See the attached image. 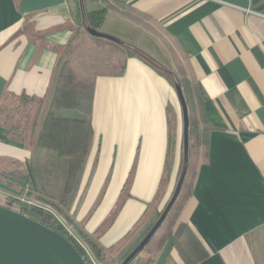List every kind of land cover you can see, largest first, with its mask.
<instances>
[{
	"label": "crops",
	"instance_id": "obj_1",
	"mask_svg": "<svg viewBox=\"0 0 264 264\" xmlns=\"http://www.w3.org/2000/svg\"><path fill=\"white\" fill-rule=\"evenodd\" d=\"M121 1L145 15L154 28L110 10L100 31L111 25L114 37L136 47L140 44L132 39L137 36L129 34L133 30L147 38L164 36L176 53L186 55L188 76L206 96L204 115L211 125L207 158L199 165L192 195L180 215L209 251L202 264H264V0ZM84 18L81 0H0V104L7 97L46 100L60 62L70 58L63 50L77 37L117 50L123 60L126 48L96 40L86 32ZM122 29L130 32L124 36ZM168 107L174 112L177 137L171 182L183 139L182 106L172 85L134 56L126 59L123 75L97 78L93 143L64 211L118 261L132 253L168 201L164 197L156 202L144 227L129 236L142 211L137 204L133 212L132 197L151 202L166 165ZM72 112L76 111L62 113L74 116ZM100 119L110 122L111 138L98 127ZM58 157L66 160L17 140L0 124V159L6 165L28 167L33 189L50 199L59 186H51L50 179L40 184L32 166ZM103 159L120 168V179L113 176L107 187L106 175L100 173ZM134 164L138 171L130 198L110 221L123 177ZM16 189L3 199L19 192ZM62 196L63 192L59 200ZM173 242L174 237L166 242L154 264H185Z\"/></svg>",
	"mask_w": 264,
	"mask_h": 264
},
{
	"label": "trees",
	"instance_id": "obj_2",
	"mask_svg": "<svg viewBox=\"0 0 264 264\" xmlns=\"http://www.w3.org/2000/svg\"><path fill=\"white\" fill-rule=\"evenodd\" d=\"M81 4L85 15V29L91 27L100 31L110 10H115L122 16L148 29L154 28L146 20L147 17L145 15L121 0H81ZM118 40L120 42L117 43L126 48V51L123 53L124 58L121 60L122 62L110 66L98 67L92 75H85L67 58L60 62L54 86L46 100L36 101L32 98L24 97L21 99V104L11 108L12 112L9 110L6 113L7 115H5L6 109L2 111V103L0 104V124L9 128L11 134L17 140L25 142L29 140L27 139L29 112L32 104L37 103L40 110L35 120V129L32 137L33 147L37 150L54 151L60 157L65 158L68 163L63 196L58 201H54L46 197L43 193L33 189L30 171L24 166H19L13 170L0 169V178L3 181L15 185L20 194L26 192L32 200L39 203L22 201L19 197L11 196L5 197V201L9 202L11 209L26 214L64 235L74 244L88 264L94 263L85 248L70 234L65 225L46 205L62 213L67 223L74 226L79 236L86 242L100 264H121L123 262L118 261L114 257H110L105 251V248L100 245L97 238L87 234L81 227H78L70 219L69 215L65 213L64 206L67 204V200L74 189L78 175L88 158L93 143L94 127L91 115L94 108L97 78L99 76L123 75L126 71V59L132 56L138 57L142 61L147 62L158 73L167 77L175 87L181 86L189 117V142L187 146L184 144L185 123L183 118L182 163L179 179L175 187L176 190L181 182L178 198L161 227L137 255L144 254L138 264H154L158 253L172 237H174L173 246L185 264H202L209 256L207 247L189 223L178 222V220L186 203V198H190L192 195L199 165L207 158L208 135L211 130V125L207 122L204 115L206 96L200 84L194 78L188 76L186 69L188 59L183 53H181L183 59H179L178 57L177 68L174 70L171 67L168 68L166 65L161 64L157 60H152V58L138 47L130 45L122 39L118 38ZM24 106L28 110L26 107L22 108ZM65 110H73L78 114L75 116L64 115L62 112ZM171 112V107H168L169 137L165 166L170 174L174 171L177 145L175 124L171 117ZM28 185L29 189L27 190ZM186 189H188L187 197ZM174 192L166 202L162 211L158 213L157 220ZM157 220L140 239V243ZM165 264L173 263L168 260Z\"/></svg>",
	"mask_w": 264,
	"mask_h": 264
},
{
	"label": "rangeland",
	"instance_id": "obj_3",
	"mask_svg": "<svg viewBox=\"0 0 264 264\" xmlns=\"http://www.w3.org/2000/svg\"><path fill=\"white\" fill-rule=\"evenodd\" d=\"M111 30H113V27H111V25H107L105 27L103 26V28L101 29V33L111 35V36H115V35H113V33H111V32H113ZM125 30H126V32H125ZM120 32H122V34L125 36L126 34H128V32H130V30L127 32V29H122ZM158 32H159L158 34H161V31H158ZM129 34L132 36V38L137 36V37L133 38L132 40L136 41L137 44H140V45H137V47L140 50H142L145 54H147L150 58H152V60H157L161 64L166 65L168 68L171 67L172 69L176 70L178 57H179V59H183L181 54L179 55L178 53L175 52V48L173 47L171 42H169V40L167 38H165L164 36H162L163 38H160L159 35H158V37H154V39L151 36L149 38H147L145 36V34L141 35L140 32H138L136 30L131 31ZM89 39L90 40H88V41H86V40L81 41L80 38L77 37L76 39H74L72 46H70V48L64 49L63 53H62V54L65 53L64 55H69V57H70L69 59L72 61V64L74 66H75V64L80 66L81 68H77L76 66L75 67L79 71H81L83 74L92 75L98 67L107 66V65L110 66L114 63L122 62L121 61L122 56H121V54H119V52H116L117 50L113 51L110 48H106V46H104V45L95 44L94 42H92V40H91L92 38H89ZM96 40L103 42V43H113L111 40L104 38V37H97ZM76 50H80V52H81L77 56V58H76V55H73ZM144 63H146V65H148L150 68H152L147 62H144ZM152 69L154 71H156L154 68H152ZM162 76H164V75H162ZM165 78L168 80V82L172 85L174 91H176V93H177V90H175L176 87L172 84V82L167 77H165ZM18 104H21V99H15V98L7 97L2 102V111L6 109L5 115H7L6 113H8L9 110L12 112L11 108L15 107ZM25 107L26 106H24L22 108H25ZM26 109L28 110L27 107H26ZM38 112L39 111H38L37 103H33L31 106V109L29 112V118H28L29 127H28L27 139H29L28 140L29 145L33 143L32 137H33V133H34V129H35V120L38 116ZM72 114L77 115L78 113L72 112ZM171 117L173 118V122H174V120H175L174 119V112H171ZM98 122H99L98 127L101 128V132L104 133V136H106L107 138H111L112 136L110 134V129H109L110 128V122L108 120L105 121L104 119H103V121H102V119H100ZM25 142H27V140ZM33 146H34L33 144L30 145V147H33ZM182 151H183V146H182V142H181L180 150H179L180 156L177 158L178 163H177L176 168H175L174 177L170 182V178H171L172 174H170L168 169H166V166H164V169H163L162 174L160 176V180L156 186L154 199H152L151 202L145 201L144 199H142L140 197H132L133 201H134L133 212L135 213V211H136L135 207L137 206V204L142 205V208H141L142 211H141V214H139V217L137 218V220L135 221L132 229L128 233L130 237L139 233V230L144 227V225L146 224V222L150 218L149 212L153 208V205L156 202L162 200V198H164V197L166 198V200L169 199L170 196L172 195V193L174 192L177 181L179 179L180 170H181V163H182L181 161H182V153H183ZM52 154L56 155L55 153H52ZM35 157H36V155H35ZM96 162H97V160H94V165H92L90 167L91 172H92V170H94L96 168V165H95ZM18 167H19V165H17V166L6 165L4 163V161L2 159H0V169L1 170H13V169H16ZM32 168H33L34 176L36 177V179L38 180V182L40 184H44V182H47V179H50L49 184H51V186H54V187H57V185L59 186L58 189L54 188L56 191L53 190V187L51 188L53 190L52 192H54L53 193L54 197L52 200L58 201L62 192H63V187H64V179L66 176V169H67L66 160L61 159L59 157L54 162L46 161L43 159L42 163L39 165H38V162L37 163L33 162ZM27 169H28V167H27ZM115 170H116V172H115ZM137 171H138V167L135 164L127 169V172L124 175L123 180H122L121 192L118 194V196L116 198V204L113 207V212H112L110 221L118 217L123 205L129 200L131 188L134 184V181H135V178L137 175ZM101 172H103V174L105 173V175H106L105 187H107V184L109 182H111V179L113 178V176L117 180L120 179V168L114 167L112 161L108 162V164H107L106 159L105 160L103 159L102 163L100 165V173ZM11 189H12V191L17 190L15 187L7 184L6 182H4L0 178V204H4V205L9 204V202L5 201L3 198L6 195V192L9 190L11 191ZM28 189L29 188H27V190ZM187 191H188V189H186V192ZM187 195H188V192L186 194V197H187ZM10 196L11 197H19L20 199H24V200L29 201V202H37L35 200H32V198H30L27 194H20L19 192H15L13 194L10 193ZM188 200H189V198H186V202ZM37 203H39V202H37ZM46 207L48 209H50L57 216V218L65 225V227L67 229H69L71 231V233L73 235H75L81 241V245L83 244L85 246V248H86L85 250L89 254L93 263L94 264H100L97 261V259L94 257L93 253L91 252V250L88 247V245L86 244V242L79 236V234L76 231V229L74 228V226L67 223V221L63 217L62 213H59L56 209L50 207L49 205H46ZM154 222H155V220H153L151 223H149L147 225V228H145L143 230L141 237L138 239L139 243H140V239L143 237V235H145V233L148 231V229L151 227V225ZM178 222H183V221H181L179 218ZM139 243H138V245H139ZM143 255L144 254H140L139 256H137V258L133 261V264H137ZM124 260H122V261H124ZM259 264H261V263L259 262Z\"/></svg>",
	"mask_w": 264,
	"mask_h": 264
},
{
	"label": "water",
	"instance_id": "obj_4",
	"mask_svg": "<svg viewBox=\"0 0 264 264\" xmlns=\"http://www.w3.org/2000/svg\"><path fill=\"white\" fill-rule=\"evenodd\" d=\"M94 37H104L114 42L118 38L103 34L91 27L86 28ZM177 94L183 110L185 123L184 144L187 146L188 138V108L183 96L181 86L176 87ZM166 205L157 222L150 229L142 242L132 251L121 264H131L145 245L155 235L163 224L168 213L178 198L179 189ZM0 264H88L74 244L60 232L45 224L10 208V204H0Z\"/></svg>",
	"mask_w": 264,
	"mask_h": 264
},
{
	"label": "built area",
	"instance_id": "obj_5",
	"mask_svg": "<svg viewBox=\"0 0 264 264\" xmlns=\"http://www.w3.org/2000/svg\"><path fill=\"white\" fill-rule=\"evenodd\" d=\"M27 188H29V185H28V187ZM22 201H26V200H24V199H21ZM27 202H29V201H27ZM69 232H70V234L81 244V241L75 236V235H73L72 233H71V231L69 230V229H67ZM83 245V244H82ZM83 247L85 248V246L83 245ZM86 249V248H85Z\"/></svg>",
	"mask_w": 264,
	"mask_h": 264
}]
</instances>
